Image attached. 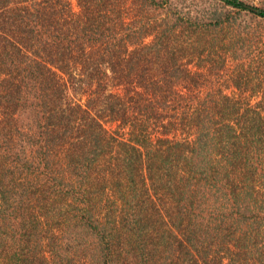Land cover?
Instances as JSON below:
<instances>
[{
  "label": "trees",
  "instance_id": "16d2710c",
  "mask_svg": "<svg viewBox=\"0 0 264 264\" xmlns=\"http://www.w3.org/2000/svg\"><path fill=\"white\" fill-rule=\"evenodd\" d=\"M163 1L0 0V264H264L255 35Z\"/></svg>",
  "mask_w": 264,
  "mask_h": 264
},
{
  "label": "rangeland",
  "instance_id": "374dc122",
  "mask_svg": "<svg viewBox=\"0 0 264 264\" xmlns=\"http://www.w3.org/2000/svg\"><path fill=\"white\" fill-rule=\"evenodd\" d=\"M256 7L264 8V0H244ZM73 4H76V0H72ZM164 6L162 7H176L182 13L190 11L192 17H202L207 21H211L213 18L212 13L222 12L233 19L236 23V30L249 32L251 35L254 34L251 46L248 48V55L252 57L251 61V72L248 78L246 91L240 93L239 86L244 87L242 84H235L232 80H226L220 85L215 82V86H221V89L230 96H234L235 100L245 101L252 106L264 104V68L258 69L257 58L258 55L264 57V20L259 17H252L245 11H238L232 6L226 4L222 0H164ZM154 7V6H149ZM77 9V7H74ZM236 19V20H234ZM194 20V18H193ZM151 37L145 39L146 42L150 41ZM249 59V58H248ZM191 69H195L192 65ZM232 70V67L230 68ZM243 89V88H241ZM204 91H206L204 89ZM116 123H107L106 127L109 132H113Z\"/></svg>",
  "mask_w": 264,
  "mask_h": 264
}]
</instances>
